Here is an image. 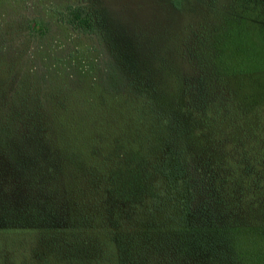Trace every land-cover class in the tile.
<instances>
[{
	"label": "rangeland",
	"instance_id": "rangeland-1",
	"mask_svg": "<svg viewBox=\"0 0 264 264\" xmlns=\"http://www.w3.org/2000/svg\"><path fill=\"white\" fill-rule=\"evenodd\" d=\"M223 3H217L222 13L233 6ZM69 5L81 8L91 31L66 22ZM233 7L229 15L236 22L225 21L207 0H0V116L15 117L11 128L19 134L0 146V264H40L46 246L64 237L46 232L66 229L60 202L74 201V180L67 181L58 167L70 150H79L73 141L60 143L56 134L64 129L53 121L46 136L39 120L78 122L72 138L79 140L82 134L99 135L111 117L132 131L124 138L143 154L149 143L143 132L150 129L134 121L137 103L151 102L155 111L168 109L173 117L178 113L183 85L197 79L198 33L208 61L220 57L223 80L249 115L260 116L264 132V6L259 16L249 17ZM141 159L132 160L139 170ZM12 160L18 163L10 165ZM54 252L65 254L63 248ZM75 253L96 257L95 247Z\"/></svg>",
	"mask_w": 264,
	"mask_h": 264
},
{
	"label": "trees",
	"instance_id": "trees-1",
	"mask_svg": "<svg viewBox=\"0 0 264 264\" xmlns=\"http://www.w3.org/2000/svg\"><path fill=\"white\" fill-rule=\"evenodd\" d=\"M207 1L227 22L237 20L229 15L233 6L248 17L259 16L264 6V0H225L223 7L233 6L222 13L217 3L224 0ZM64 14L74 29H93L81 8L69 5ZM200 34L193 48L197 79L183 85L178 113L173 117L168 109L155 111L151 102L137 103L134 121L150 129L143 132L149 140L143 154L124 138L132 131L116 126L111 117L99 135L82 134L79 140L72 138L78 122L57 116L46 125L39 120L46 136L53 121L56 129H64L56 134L60 143L73 141L72 148L79 150L74 155L70 150L69 160L58 167L67 181L74 180V201L60 202L66 229L46 232L64 237L53 242L59 245L46 246L49 252L40 264H264L262 119L236 100L223 80L220 57L208 61ZM12 117L0 116V146L19 135L11 128ZM141 157L139 170L132 160ZM100 216L102 222L95 224ZM86 247H95L93 261L75 253ZM60 248L62 258L54 252Z\"/></svg>",
	"mask_w": 264,
	"mask_h": 264
}]
</instances>
